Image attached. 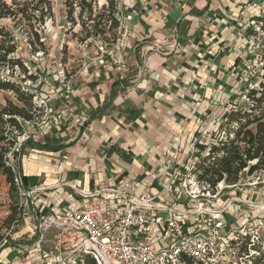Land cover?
Here are the masks:
<instances>
[{
    "label": "crops",
    "instance_id": "1",
    "mask_svg": "<svg viewBox=\"0 0 264 264\" xmlns=\"http://www.w3.org/2000/svg\"><path fill=\"white\" fill-rule=\"evenodd\" d=\"M119 1L121 43L111 50L98 45L92 54L78 44V65L64 64L65 79L44 82L41 98L51 112L28 134L49 148L29 150L21 161L29 186L22 192L23 220L17 248L4 250L0 264H61L69 254L60 247L74 239L71 233L41 230L48 203L62 210L84 203L82 193H131L135 185L138 195L158 187L152 175L165 173L176 147L193 140L196 117L208 112L219 87L229 88L230 72L241 66L247 23L264 16V0ZM0 182L8 190L5 176ZM236 192L264 207V189ZM9 213L0 207V219ZM230 213L242 223L250 212L235 205Z\"/></svg>",
    "mask_w": 264,
    "mask_h": 264
},
{
    "label": "built area",
    "instance_id": "2",
    "mask_svg": "<svg viewBox=\"0 0 264 264\" xmlns=\"http://www.w3.org/2000/svg\"><path fill=\"white\" fill-rule=\"evenodd\" d=\"M35 100L40 106L46 103ZM175 151L167 171L152 175L158 187H147L138 195L135 185H129L131 193L125 189L82 193L84 203H69L62 210L48 203L41 230L71 233L77 241L72 253L77 252V258L90 254L97 264H249L252 256L259 255L254 247L264 248V207L240 197L222 200L217 186L215 191L199 180L201 157L194 139ZM247 178L253 179L249 186L264 189V169ZM106 191L114 196L105 198ZM235 205L261 212L257 221L262 235L254 233L250 213L242 225L237 215L226 218Z\"/></svg>",
    "mask_w": 264,
    "mask_h": 264
},
{
    "label": "trees",
    "instance_id": "3",
    "mask_svg": "<svg viewBox=\"0 0 264 264\" xmlns=\"http://www.w3.org/2000/svg\"><path fill=\"white\" fill-rule=\"evenodd\" d=\"M106 1L100 6L95 0H65L69 32L79 27L73 37L80 45L90 47L99 41L105 50H111L118 40H123L120 1ZM54 12L52 0H0V94L3 96L0 98V175L5 176L10 186V213L0 220V254L8 248H17V225L24 214L22 192L29 189L21 161L29 150L49 148L28 134L30 125L41 126L45 122L46 111L34 102L37 94L22 85L27 80L36 81L38 76L30 73L21 57L15 56L19 49L18 35L24 37L33 53L45 52L48 46L42 33L46 23L54 19ZM247 97L253 101L249 110L231 107L226 113L228 121L236 124L234 134L212 145L207 156L203 157L204 150H198L201 157L196 171L198 179L213 187L222 181L237 184L244 169H249V173L264 169V81L258 89H250ZM254 248L259 255L252 256L249 264H264V248ZM76 260L77 264H97L90 254H82Z\"/></svg>",
    "mask_w": 264,
    "mask_h": 264
},
{
    "label": "rangeland",
    "instance_id": "4",
    "mask_svg": "<svg viewBox=\"0 0 264 264\" xmlns=\"http://www.w3.org/2000/svg\"><path fill=\"white\" fill-rule=\"evenodd\" d=\"M52 1L55 4L54 19L46 23V29L42 33V38L47 43L48 49L45 52L39 51L33 53L24 37L18 35L19 49L16 50L15 53L16 57H21L23 59L30 69V73H34L38 76L36 81L27 80L23 82L22 85L28 90L35 92L37 94L36 97L40 100L43 98L42 95L48 90L44 88V82L48 81V78L53 76H67L68 74L66 73L67 70L64 64H69L74 61L73 64L78 65L79 62L77 60L80 59L78 55L80 50L78 46L79 43L73 37V34L79 31V27L75 29V32H69L70 26L66 19L67 9L65 0ZM15 33L17 36V31ZM244 37L243 44L239 47L241 66H238L236 70L229 71L231 77L229 88L223 89V87H219L217 93L220 97L218 99L214 98V101H211L212 105L208 112H201V114L196 117L198 128H196L192 139L197 141L198 150H204V156L208 155L212 145H218L220 139H225L227 135L231 134L232 136L234 134L233 131L235 130L234 127L236 124L235 122L228 121L226 113L231 111V107L249 110L253 103V101L247 97L249 90L252 88L258 89L260 83L264 81L262 77L264 74V16L255 20L254 18H250L249 23L246 25ZM98 45H100L99 41L90 46L91 54L96 51L95 49L98 48ZM5 74H8V71H6ZM222 89L223 91H221ZM0 98L3 99L2 94H0ZM34 102L39 106L36 100H34ZM42 106L46 108V103L42 104ZM37 125V123L33 126L30 125L28 132L34 130ZM205 127H207V131L203 132ZM12 163L15 164V160H12ZM251 163L254 164V162ZM254 173L255 172L249 173V169H244L240 173L238 185L234 188L225 181L217 184L216 186L219 188L221 195H223L222 200L232 197H240L242 199L241 195L235 194L237 193L236 191L240 189L259 188V186L254 187L248 184L250 181L252 182L253 179L250 180L247 177L254 175ZM215 187L212 186L216 191ZM9 189L10 186L7 190L6 182H0V207H8L10 212ZM247 210L252 215L251 221L253 222L252 228L254 229V233L262 235L263 229H261L257 221L258 215L261 212L256 211L254 208H247ZM226 218L231 220L232 213L227 214ZM0 220L2 221L3 219L1 218ZM240 224L242 225L243 223ZM68 243L66 244V242H63L61 244V250L65 249V251L69 253L62 258L61 264H76L77 252L72 253V245H75L77 241L76 239H72V241Z\"/></svg>",
    "mask_w": 264,
    "mask_h": 264
}]
</instances>
